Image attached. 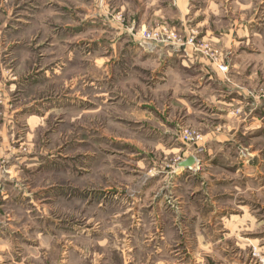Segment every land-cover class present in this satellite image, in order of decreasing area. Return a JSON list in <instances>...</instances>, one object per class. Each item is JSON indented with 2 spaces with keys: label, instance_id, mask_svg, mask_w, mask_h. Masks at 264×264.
Returning <instances> with one entry per match:
<instances>
[{
  "label": "rangeland",
  "instance_id": "374dc122",
  "mask_svg": "<svg viewBox=\"0 0 264 264\" xmlns=\"http://www.w3.org/2000/svg\"><path fill=\"white\" fill-rule=\"evenodd\" d=\"M262 21L264 0H0V264H264V136L182 101L188 59L262 100Z\"/></svg>",
  "mask_w": 264,
  "mask_h": 264
},
{
  "label": "crops",
  "instance_id": "0c3cea01",
  "mask_svg": "<svg viewBox=\"0 0 264 264\" xmlns=\"http://www.w3.org/2000/svg\"><path fill=\"white\" fill-rule=\"evenodd\" d=\"M260 25H262L264 30L263 21ZM254 27V20H250V22L247 23V33L246 35H244L245 37H243V39H248L250 36L253 37L255 35ZM237 31L239 32V30ZM212 35L213 37L215 36V38L217 37V39L224 38L226 39V41H229L230 48L232 49L234 46L233 43L235 44L238 42L237 37L239 34H235L236 40L234 39V33L229 36L224 34L214 35L213 33ZM189 54L190 52L186 51L185 55L181 53L178 54V52L176 55L178 57L180 56V58H183L185 56H189ZM170 56L174 55L170 53ZM182 66V68H194L198 70L196 72L200 74V79L193 81V83H191V85L189 86V100H187L186 98H183L184 100H182L187 108L188 106L192 107L193 105H195V103H199L201 106H205V108H211V110H213L212 112L214 113H225V110L229 109L230 107H234L236 105L238 107L241 106V109H243V113L242 118H240L239 121L242 120V122L237 125V130L241 129L243 135L246 136H264V96L261 97L262 100H259V96L256 97V93H254L253 91H249L248 89L245 90L242 87H238L234 84L232 86V84H230L231 82L229 83V81L223 79L222 77L210 73L209 67L204 63H200V61H189V59L186 61L183 60ZM189 111L192 114L193 108ZM190 112H188L189 115ZM219 134L222 138L229 136V132L226 131Z\"/></svg>",
  "mask_w": 264,
  "mask_h": 264
},
{
  "label": "water",
  "instance_id": "95a60500",
  "mask_svg": "<svg viewBox=\"0 0 264 264\" xmlns=\"http://www.w3.org/2000/svg\"><path fill=\"white\" fill-rule=\"evenodd\" d=\"M196 164H197V159L195 157H189L188 159L179 163L178 167L183 169H192Z\"/></svg>",
  "mask_w": 264,
  "mask_h": 264
}]
</instances>
